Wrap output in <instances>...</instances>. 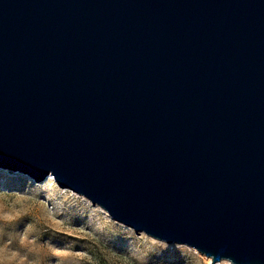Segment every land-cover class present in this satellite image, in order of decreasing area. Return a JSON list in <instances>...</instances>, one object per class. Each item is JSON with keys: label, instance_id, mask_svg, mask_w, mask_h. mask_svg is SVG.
I'll return each instance as SVG.
<instances>
[{"label": "water", "instance_id": "1", "mask_svg": "<svg viewBox=\"0 0 264 264\" xmlns=\"http://www.w3.org/2000/svg\"><path fill=\"white\" fill-rule=\"evenodd\" d=\"M0 167L264 264V0H0Z\"/></svg>", "mask_w": 264, "mask_h": 264}, {"label": "rangeland", "instance_id": "2", "mask_svg": "<svg viewBox=\"0 0 264 264\" xmlns=\"http://www.w3.org/2000/svg\"><path fill=\"white\" fill-rule=\"evenodd\" d=\"M0 264H213L114 221L53 176L42 183L0 167ZM216 264H232L224 260Z\"/></svg>", "mask_w": 264, "mask_h": 264}]
</instances>
